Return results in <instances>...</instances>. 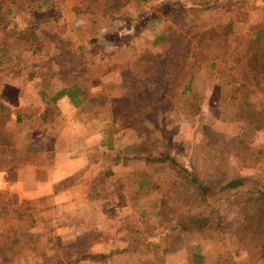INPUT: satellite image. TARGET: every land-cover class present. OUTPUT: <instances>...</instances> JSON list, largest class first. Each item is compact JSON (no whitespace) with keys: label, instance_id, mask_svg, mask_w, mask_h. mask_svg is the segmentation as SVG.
<instances>
[{"label":"rangeland","instance_id":"1","mask_svg":"<svg viewBox=\"0 0 264 264\" xmlns=\"http://www.w3.org/2000/svg\"><path fill=\"white\" fill-rule=\"evenodd\" d=\"M78 4L79 0H68L59 8L38 11L26 0L5 2L4 8L14 13L11 19L17 28L35 26L41 37L53 30L70 40L75 49H82L80 67L70 73L50 61L53 50L48 43L37 52L20 54L21 63L8 65L0 73V130L11 134L14 147L13 156L0 155V174L25 180L29 189L34 183L31 175L22 174L26 161L35 159L38 174L42 167L44 175L58 158L56 148L61 144L76 143L81 167L80 174L60 185L69 191L64 195L34 194L26 189L23 196L17 195L19 199H49L36 205L34 224L28 219L15 222L29 245L13 264L55 262L62 254L57 250V239L62 245L75 246L76 255L80 254L78 249L85 248L88 253L116 250L106 262L84 259L77 264H196V255L202 257L201 264H264L256 243L232 232L209 240L194 232L172 234L149 248L121 240L128 216L144 236H154L172 225L161 209L158 191L139 189L136 181L144 178L153 186L175 179L179 172L170 164H149L146 157L173 156L201 178L247 179L239 192L220 194L201 206L206 212L226 215L238 208L248 191L264 183V132H251L244 123L232 119L226 108L231 78L226 71L225 48L211 38L214 29L223 32L224 18L228 17L225 9L201 12L187 0H152L145 6L131 3L111 20L103 15L100 3L77 14L74 8ZM263 14L264 0L254 1L249 20L258 22ZM165 18L169 23L208 27L210 38L195 54L200 70L194 72L190 84L187 74L179 83L157 85L149 59L164 53L163 45L152 42L162 32ZM32 73L34 77L29 78ZM125 75L134 84L128 90L122 89ZM72 85L85 89V97L104 91L110 102L90 113H80L81 121L75 127L55 111L43 118V109L52 106L49 97ZM186 86L189 91L182 94ZM130 91L139 99L149 96L153 100L133 127L120 122L114 107ZM223 138H233L231 152H224L227 140ZM32 153L36 155L31 157ZM115 156L120 161L114 162ZM60 168L64 170L62 165ZM84 175L80 182L86 190L76 196V181ZM91 203L98 208L88 214Z\"/></svg>","mask_w":264,"mask_h":264},{"label":"trees","instance_id":"2","mask_svg":"<svg viewBox=\"0 0 264 264\" xmlns=\"http://www.w3.org/2000/svg\"><path fill=\"white\" fill-rule=\"evenodd\" d=\"M28 6L41 11L42 9H55L63 6L68 0H26ZM152 0H79L76 5V13H87L91 6L100 3L102 13L111 20L135 3L145 6ZM193 2V7L201 12L225 9L228 17L224 18L223 29L220 34L214 29L213 36L217 42L224 45L225 64L227 73L230 72L229 94L226 100V108L231 113L232 119L244 123L251 132H264V14L259 23H250L249 12L252 3L256 0H187ZM6 0H0V73L4 67L11 64H19L20 54L24 52H37L44 44L52 45L53 53L50 61L56 64L64 73L75 71L80 65L79 58L82 49L74 47L70 40L60 37L53 30L41 37L35 26L17 28L12 21L14 14L11 8L5 9ZM33 7V8H34ZM162 18V17H161ZM164 22L162 32L153 40V45H163L164 53L151 57L149 61L154 66V74L157 85H167L170 82L179 83L187 74L191 83L194 72L200 70V65L195 60L199 45L210 38L208 27H195L179 22ZM243 26V27H242ZM244 28V29H243ZM244 30V31H242ZM239 31V34L236 33ZM18 60V61H16ZM17 63H16V62ZM213 67L215 66L214 63ZM34 77L32 73L29 78ZM125 75L122 89L133 88ZM186 86L182 94L189 91ZM158 92V87H154ZM42 99L46 96L41 93ZM86 91L80 86L72 85L62 88L49 97L51 103L67 97L70 103L81 114L90 113L97 106L108 104L104 91L92 97H85ZM153 102L152 97L139 99L134 91L117 100L114 104L116 115L120 122L129 127L137 125V116L148 109ZM218 139L222 136L215 134ZM234 138H240L236 136ZM217 139V141H219ZM233 138H223L224 152H231ZM14 147L11 134L0 130V155L2 157L13 156ZM264 158V155H262ZM135 157H126L132 159ZM114 162L120 161L115 156ZM149 164H170L176 167L179 176L173 180H163L151 186L147 180L140 178L136 181L139 189L156 190L161 195L160 206L163 213L167 214L166 221L172 225L154 236H144L140 227L125 217L122 230V241L128 245H141L149 248L157 245L163 237L172 234L194 232L200 238L209 240L222 237L230 232L241 236V239H249L256 243L261 258L264 259V183L258 185L253 191H248L236 210H231L226 215L219 211L206 212L200 210L207 205L209 200L226 192L236 191L243 186L246 178L232 177H200L192 168L181 165L173 156L167 155L161 158L146 157ZM49 196H41L36 199H19L16 194L6 190H0V264H13L27 249V237L15 227L16 221L28 219L34 224L32 212L37 204H43ZM46 209L48 207H45ZM44 209V210H46ZM30 239V238H29ZM57 243V250L62 254L56 257L55 262L48 264H77L89 259L92 261L106 262L116 250L109 254L88 253L85 249L79 250L73 245ZM30 243V248H31ZM197 258L196 264H201L202 257ZM46 264V263H41Z\"/></svg>","mask_w":264,"mask_h":264},{"label":"crops","instance_id":"3","mask_svg":"<svg viewBox=\"0 0 264 264\" xmlns=\"http://www.w3.org/2000/svg\"><path fill=\"white\" fill-rule=\"evenodd\" d=\"M260 21L253 22V23H259ZM250 23H252V20L250 21ZM210 66L213 67V64L211 63ZM49 103L52 106H54V108L52 106L50 108L48 107L44 108L43 115H42L43 118L46 117L47 114L55 111L56 114L59 115L61 120H67L68 123H72L73 127L79 125L81 121L80 112L77 108H75L70 103L67 97H63L59 99L54 104L51 102ZM56 149L58 150L56 151V157L58 158L56 159L54 163H52L53 165L50 167V169L46 171V174L44 175H43V172H41V170L43 169L42 167L40 168V173L38 174V168L37 166H35V159H32V160L29 159L24 164V168L22 169L23 171L22 174L24 176L26 174L32 176L31 180H32V183H34L32 187H29V189H27L26 181L23 179L14 180L13 178H11V176L6 177V174H0V190H6L18 196H23L26 190H31L30 193H34V194H49L53 196H61V195L68 193L69 191L66 190L64 187H60V185L62 184L63 181L67 180L75 173L76 175L81 173L80 172L81 170L80 159H79L80 156L78 154L79 150L78 148H76V143H73L72 146H69L67 144L66 145L61 144ZM35 155L36 153L34 154L32 153L30 156L33 157ZM40 159H43V155H40ZM41 163H42V160L40 164ZM61 165L64 168L63 171L60 168ZM121 165L122 164H119V166ZM84 174H88V173H84ZM84 178H86V175H84L83 177H79L76 181V196H79V193H81L83 189L86 190V187H83L82 183L80 182V181H84ZM74 192L75 190L73 191V193ZM97 208H98V205L96 203H91L87 205L86 210L89 214L90 212H93ZM81 211H82V208L80 212ZM109 252H110L109 250L108 251L90 250V253H95V254L97 253L107 254Z\"/></svg>","mask_w":264,"mask_h":264}]
</instances>
